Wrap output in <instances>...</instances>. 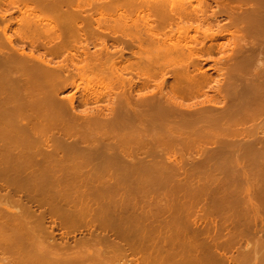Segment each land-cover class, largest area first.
Wrapping results in <instances>:
<instances>
[{
	"label": "rangeland",
	"instance_id": "374dc122",
	"mask_svg": "<svg viewBox=\"0 0 264 264\" xmlns=\"http://www.w3.org/2000/svg\"><path fill=\"white\" fill-rule=\"evenodd\" d=\"M5 215L13 264H264V0H0Z\"/></svg>",
	"mask_w": 264,
	"mask_h": 264
},
{
	"label": "bare ground",
	"instance_id": "6f19581e",
	"mask_svg": "<svg viewBox=\"0 0 264 264\" xmlns=\"http://www.w3.org/2000/svg\"><path fill=\"white\" fill-rule=\"evenodd\" d=\"M119 122H120V120H119ZM192 125H196L195 122H193ZM97 127H98V124L96 122L91 123V127L89 129L93 130V128H97ZM124 127L125 126H120L119 128H122V130H123ZM90 131L88 130V132H86L84 135L88 134ZM66 156H68V154ZM77 158L83 159L86 161V160L94 159V155L92 152L88 151V152H84V153L79 154V156ZM0 224H2L4 227H8L9 230L11 231L9 233H5V231L3 232L2 230H0V241L10 243L15 239L14 234L18 235V237L23 234V231L21 229H12L8 225V215H5L4 217H0ZM38 241H36L34 239V242H33L34 246H36V247L38 246L37 244H39V242H40V241L39 242ZM46 245H50V244H46ZM41 246H42V244H41ZM50 246L49 247L47 246L48 250L44 249V252H42L40 257H37V254L35 256H33V258L31 259V263L32 264H54V263H58L59 258H55L54 255H52L53 253H51V250L53 251V249H55L56 247H52V246L50 247ZM53 246H55V245H53ZM0 251L3 252V248H1ZM0 260H1V262H3V264H13V262L16 260V258H13L10 256H8V258H6V257L2 256V257H0ZM70 262L74 263L75 261H70Z\"/></svg>",
	"mask_w": 264,
	"mask_h": 264
}]
</instances>
